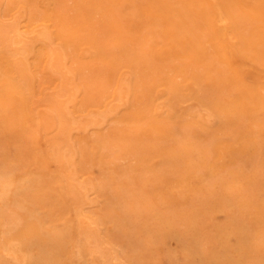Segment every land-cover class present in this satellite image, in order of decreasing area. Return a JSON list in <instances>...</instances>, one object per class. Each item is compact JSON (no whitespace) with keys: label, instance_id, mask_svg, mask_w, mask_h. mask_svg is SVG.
Returning a JSON list of instances; mask_svg holds the SVG:
<instances>
[{"label":"rangeland","instance_id":"1","mask_svg":"<svg viewBox=\"0 0 264 264\" xmlns=\"http://www.w3.org/2000/svg\"><path fill=\"white\" fill-rule=\"evenodd\" d=\"M0 264H264V0H0Z\"/></svg>","mask_w":264,"mask_h":264},{"label":"bare ground","instance_id":"2","mask_svg":"<svg viewBox=\"0 0 264 264\" xmlns=\"http://www.w3.org/2000/svg\"><path fill=\"white\" fill-rule=\"evenodd\" d=\"M135 8V7H134ZM26 19H27V17H26ZM222 25V24H221ZM18 28V27H17ZM231 30V29H230ZM18 31H19V29H18ZM235 35V34H234ZM150 38V36L148 37V39ZM234 41V40H233ZM235 42V41H234ZM239 46V45H238ZM245 50V49H244ZM247 50V49H246ZM234 52V51H233ZM125 54V53H124ZM243 59V58H242ZM214 67V66H213ZM204 68V67H203ZM147 69V68H146ZM145 71V70H144ZM151 73V72H150ZM152 74V73H151ZM156 84V83H155ZM157 87V86H156ZM180 87V86H179ZM158 88V87H157ZM180 88H182V87H180ZM183 89V88H182ZM169 94V93H168ZM243 94V93H242ZM142 97H143V95H142ZM245 98V97H244ZM249 98V97H248ZM242 99H243V97H242ZM250 99V98H249ZM240 101V100H239ZM149 109V108H148ZM250 109H251V107H250ZM149 112V111H148ZM217 116V115H216ZM146 120V119H145ZM243 121H245L244 119H243ZM236 123V122H235ZM247 123V122H246ZM246 123H244V124H246ZM229 124V123H228ZM237 124V123H236ZM141 125V124H140ZM148 126V125H147ZM153 126H154V124H153ZM43 127V126H42ZM152 127V126H151ZM167 129V128H166ZM164 130V129H163ZM231 130V129H230ZM42 134V133H41ZM33 138H35V137H33ZM243 139V138H242ZM241 141V140H240ZM242 142V141H241ZM193 149V148H192ZM195 149V148H194ZM45 159V158H44ZM35 162V161H34ZM36 163V162H35ZM78 195V194H77ZM37 229V228H36Z\"/></svg>","mask_w":264,"mask_h":264}]
</instances>
